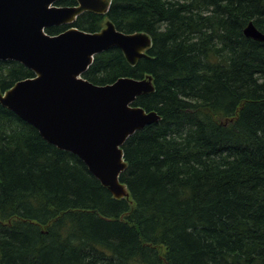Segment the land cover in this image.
I'll return each instance as SVG.
<instances>
[{"label":"trees","instance_id":"obj_1","mask_svg":"<svg viewBox=\"0 0 264 264\" xmlns=\"http://www.w3.org/2000/svg\"><path fill=\"white\" fill-rule=\"evenodd\" d=\"M51 27L145 33L146 56L97 55L95 85L152 76L134 106L161 117L123 146L115 199L75 154L0 104V264H264V0H109ZM60 7L77 0H59ZM0 61V91L33 78Z\"/></svg>","mask_w":264,"mask_h":264},{"label":"water","instance_id":"obj_2","mask_svg":"<svg viewBox=\"0 0 264 264\" xmlns=\"http://www.w3.org/2000/svg\"><path fill=\"white\" fill-rule=\"evenodd\" d=\"M58 1L0 0V61L19 62L35 75L0 91V104L50 144L78 156L115 199L128 198L120 181L127 169L123 146L161 119L134 106L138 97L154 91L153 78H120L101 86L83 75L97 55L112 48L135 65L146 56L151 38L121 32L111 21L99 32L70 28L48 35L46 29L74 23L85 12L105 16L111 5L109 0H77L76 6L60 7ZM244 34L264 43L253 22Z\"/></svg>","mask_w":264,"mask_h":264}]
</instances>
